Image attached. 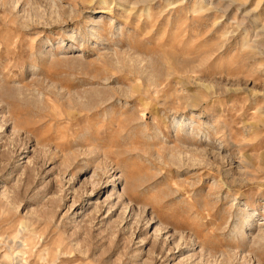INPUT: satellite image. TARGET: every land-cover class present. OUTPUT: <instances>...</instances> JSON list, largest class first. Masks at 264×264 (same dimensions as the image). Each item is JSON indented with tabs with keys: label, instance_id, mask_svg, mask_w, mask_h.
Returning <instances> with one entry per match:
<instances>
[{
	"label": "rangeland",
	"instance_id": "1",
	"mask_svg": "<svg viewBox=\"0 0 264 264\" xmlns=\"http://www.w3.org/2000/svg\"><path fill=\"white\" fill-rule=\"evenodd\" d=\"M0 264H264V0H0Z\"/></svg>",
	"mask_w": 264,
	"mask_h": 264
}]
</instances>
